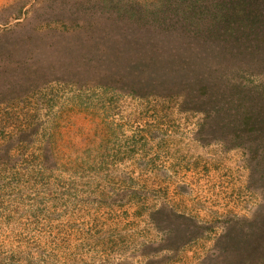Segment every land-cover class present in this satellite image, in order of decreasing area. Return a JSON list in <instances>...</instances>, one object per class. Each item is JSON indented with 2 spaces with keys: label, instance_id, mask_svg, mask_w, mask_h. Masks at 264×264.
<instances>
[{
  "label": "rangeland",
  "instance_id": "374dc122",
  "mask_svg": "<svg viewBox=\"0 0 264 264\" xmlns=\"http://www.w3.org/2000/svg\"><path fill=\"white\" fill-rule=\"evenodd\" d=\"M134 1L0 0V264H264L262 236H223L264 228V30L254 57ZM175 55L209 60L192 100L155 91Z\"/></svg>",
  "mask_w": 264,
  "mask_h": 264
},
{
  "label": "trees",
  "instance_id": "16d2710c",
  "mask_svg": "<svg viewBox=\"0 0 264 264\" xmlns=\"http://www.w3.org/2000/svg\"><path fill=\"white\" fill-rule=\"evenodd\" d=\"M150 1H151V4H149L148 0L134 1L133 10L135 12V15L138 18H140L141 16L140 15L142 11L141 9H143V11L146 9V11L149 12L152 7L161 8L162 6H164V3L166 2V0H150ZM168 1H170V3L172 4H176L178 3L179 0H168ZM180 1L185 3L183 5L185 6V10L187 12L186 16L189 18L190 23L191 25H193L194 28L201 26V25L197 26L196 24L197 17H201L202 19H204V23L202 25H204L206 22V25H204V27H207L206 28L207 31L205 30V28L204 30H202V32H204V36L199 35L197 33H193L197 39L204 40L206 44L208 45L210 42L218 41L222 37L223 39L225 38L226 40L227 38H229L230 41H232V38H239L238 40H240V38L242 37L241 40H243V43H244L243 49L245 53L254 55V57L259 55L258 52L261 51L260 47L256 41L252 40L254 36H251V35H253V32H256L255 34H258V31L264 30V23L263 21L259 23L251 22L252 14L248 11H249V8L253 9L252 3L250 2L249 3H245V2L239 3L238 1L233 2L230 0H224L225 1V5H224V3L220 2L221 0H206L207 2L211 3V7L209 6L208 8L206 7V9L203 8L198 11L197 3L200 0H180ZM143 4L145 5V9L143 7ZM217 4L219 5L218 8H217ZM248 5H250L249 8H248ZM123 6L124 5H122V7ZM189 15L191 18L189 17ZM225 24H227L226 28H225ZM195 31L196 30L194 29V32ZM242 33L245 35L244 37ZM246 37L249 41L244 40ZM254 38L256 39V37ZM102 51L105 54L103 58H105L106 55L110 56V55L115 54L112 52V48H108L106 51L104 50ZM194 51L196 52L195 49ZM191 52L192 51H190V53ZM261 52L263 53V51ZM241 53L242 52H238L237 54H240V55H238L237 57L244 56V54H241ZM113 59L114 58L110 59L112 60L111 68L113 69V71L115 70L117 71V68L115 67V64L113 63ZM176 60H177V57L175 55V60L174 59L169 60L171 62L170 67L167 68L165 63H159L158 65L159 69L154 70L158 78V81L155 82L154 84L156 86L155 87L156 93L161 92V94L162 93L166 94L169 92L167 90H174L173 88H175L176 83L178 84V82H182V81H186V82H183V85H189V89L187 91L190 90L192 93H194V88H195L194 86L200 85L199 79L204 80L203 77L199 78L201 75H198L197 71L201 69L202 67L207 68L205 62L209 61L208 58L201 56L200 58L197 59L196 62L192 60H188L187 62L185 61V63L182 65L177 64ZM118 73L120 72L118 71ZM111 74L115 75L114 72H112ZM131 87H133V85H131ZM130 90H131V93H135L134 89H130ZM190 91L189 93L188 92L185 93L184 98L187 100H192L190 99V94H191ZM237 97H239V99L237 100L238 101L237 104L239 103L242 104L240 102V97L244 98V96L238 95ZM252 102L254 103V101ZM250 107H251V109L249 110L250 112L245 114L242 120H240V123L244 124V120H246L247 125L248 124L249 125L263 124L264 123V122L262 123L263 120L259 121L261 117L262 107L256 110H253L254 107L253 108L252 106ZM225 125H226V122L223 123V126ZM232 125L233 124L230 123L231 127ZM238 129H237L238 131L236 130L234 134V138H238L241 140L244 138L242 136L243 131L241 127H239ZM239 235L242 236L243 238L262 236L264 240V228H260L257 231L252 228H232L231 230L225 232L223 236L232 238V237H237V236L239 237Z\"/></svg>",
  "mask_w": 264,
  "mask_h": 264
}]
</instances>
